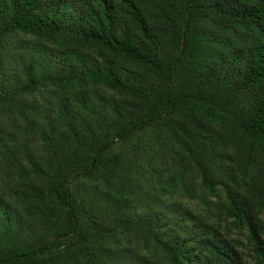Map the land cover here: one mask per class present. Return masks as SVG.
Wrapping results in <instances>:
<instances>
[{
    "label": "trees",
    "instance_id": "obj_1",
    "mask_svg": "<svg viewBox=\"0 0 264 264\" xmlns=\"http://www.w3.org/2000/svg\"><path fill=\"white\" fill-rule=\"evenodd\" d=\"M5 106L0 264H264V0H0Z\"/></svg>",
    "mask_w": 264,
    "mask_h": 264
},
{
    "label": "rangeland",
    "instance_id": "obj_2",
    "mask_svg": "<svg viewBox=\"0 0 264 264\" xmlns=\"http://www.w3.org/2000/svg\"><path fill=\"white\" fill-rule=\"evenodd\" d=\"M25 39L27 41L29 40H35V37L32 35L27 34L25 36ZM9 63L6 64V69L10 72H12V76L15 75V72L20 69L21 62H16L14 59L10 58L8 59ZM99 89L104 93V94H110L111 90L106 89L102 86L99 87ZM57 91L54 87L48 86L45 89H42L41 91H37L30 95L27 99L26 102H31L35 103L38 105V107H42L43 109L48 110L49 112L53 110L55 103L54 99L59 95V92L55 93L56 96H53L54 92ZM6 106L3 108L5 109ZM37 108V107H36ZM1 111L0 109V123H3L4 126L9 129V130H16L15 132L19 136L25 137V141L28 142L30 148L32 149L33 152L37 154H41L42 156H46L47 150L46 147L44 146V143L42 141V137L39 133V128L31 129L28 131L24 130V127H19L14 125L11 119V115L9 110L5 109ZM17 120V121H16ZM14 122L18 123V119H16ZM147 136L148 132L145 130L138 131L131 135L129 138L125 140H117L114 144L112 149L109 151V155L112 154V152H118L120 153V156H123L128 159H135L134 155L136 152H141L142 155L141 157L136 156V161L144 160L145 159V152L144 150L148 148V143H147ZM1 162V160H0ZM112 163H109V165L106 166H100V170L102 172L109 171V167ZM142 170L147 171L148 169L146 168V165H142ZM0 175H3V173L0 170ZM101 176V175H100ZM99 176V178H100ZM101 182V181H99ZM192 205H196L197 201L195 200L194 202L191 203ZM244 240L246 239L245 236L240 235ZM250 258V256H248Z\"/></svg>",
    "mask_w": 264,
    "mask_h": 264
}]
</instances>
